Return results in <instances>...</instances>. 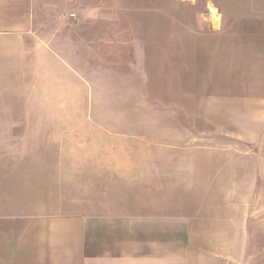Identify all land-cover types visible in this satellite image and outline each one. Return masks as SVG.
I'll return each mask as SVG.
<instances>
[{
  "label": "rangeland",
  "instance_id": "obj_1",
  "mask_svg": "<svg viewBox=\"0 0 264 264\" xmlns=\"http://www.w3.org/2000/svg\"><path fill=\"white\" fill-rule=\"evenodd\" d=\"M197 11L198 34L217 31ZM149 21L148 42L118 25L110 49L54 56L0 97V113L31 116L0 121V184L16 181L21 207L58 213L175 211L190 219L191 264H264L260 145L215 103L260 95L264 75L236 71L248 58L201 55L202 40L197 55H163L158 44L187 41Z\"/></svg>",
  "mask_w": 264,
  "mask_h": 264
},
{
  "label": "crops",
  "instance_id": "obj_2",
  "mask_svg": "<svg viewBox=\"0 0 264 264\" xmlns=\"http://www.w3.org/2000/svg\"><path fill=\"white\" fill-rule=\"evenodd\" d=\"M198 8L217 31L198 34V25L206 24L197 19ZM151 19L179 26L176 31L187 41L183 49L158 44V51H171L163 55H197L196 43L202 40L201 55L248 58L238 66L253 68L236 71L264 75V0H0V97L16 92L31 73L49 71L46 66L54 56L64 58L70 51L99 55L93 51L110 49L123 25L131 32L142 27L144 36L135 40L148 42ZM176 35L166 39L180 40ZM162 37L157 40L165 41ZM219 98L215 103H221V111L237 121L236 136L260 145L255 168L264 191V91ZM4 120L20 122L31 116L0 113ZM2 183L0 264H191L190 219L178 212L58 213L21 207L16 181Z\"/></svg>",
  "mask_w": 264,
  "mask_h": 264
}]
</instances>
